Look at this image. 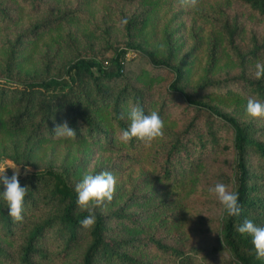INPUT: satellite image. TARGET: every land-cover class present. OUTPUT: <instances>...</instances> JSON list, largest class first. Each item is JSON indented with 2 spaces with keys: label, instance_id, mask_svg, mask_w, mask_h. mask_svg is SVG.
<instances>
[{
  "label": "trees",
  "instance_id": "16d2710c",
  "mask_svg": "<svg viewBox=\"0 0 264 264\" xmlns=\"http://www.w3.org/2000/svg\"><path fill=\"white\" fill-rule=\"evenodd\" d=\"M12 1L0 2L1 24L15 20L18 6L37 11L51 4L45 0ZM237 1L264 16V0ZM78 12L58 8L53 15L38 17L5 44L0 58V161L5 156L16 164H32L40 145L51 143L56 137L55 127L67 121L76 131L73 139L77 143L99 144L114 154V162L87 172H117L121 164L137 163L152 167L156 180L147 178L145 191L130 193L114 209L113 203L95 208L94 226L84 229L80 222L89 213L78 209L75 192V185L84 173L79 164L81 159L59 170L48 167L20 175V185L28 190L22 221L13 222L0 197V237L7 244L18 245V264H38L35 259L43 263L60 261L79 244L81 250L74 251V264H162L145 258L146 255L162 259L163 264H264V260L256 259L251 238L236 231L244 219L264 227V126L240 120L210 99L211 93L236 82L244 89L242 93L264 102V77L255 79V69L249 73L251 68L246 64L256 61L258 53L264 50V38L262 41L254 38L247 50L242 51L236 45L239 30L236 19L225 20L222 24L225 46L238 70L224 78H205L192 90L186 87L185 71L173 65L170 57H157L130 35L123 46L112 47L111 56L77 53L64 59L55 74L51 71V57L44 54L40 57L41 73L34 74L31 64L27 68L34 56L22 55L27 42L37 41L42 34L63 26ZM127 20L124 26L130 34L137 19ZM129 51L142 59L140 71L133 75L138 81L135 86L127 77ZM216 60L213 53L211 61ZM258 62L264 63V59ZM224 96L232 99L236 94L227 90ZM130 101L145 114L158 112L165 125L172 124V129L164 128L168 134L150 147L135 138L128 144L121 143L119 137L130 123ZM201 111L206 113H202L203 124L198 121ZM173 116L181 118V123ZM223 128L226 134L222 133ZM4 136L8 138L6 143ZM227 148L232 154L228 166L220 170L214 164L217 182L203 181L204 161L220 152L224 155ZM99 169L102 170L97 172ZM200 182L204 187L198 196ZM217 183H224L239 194L241 214L228 217L221 207L212 227L209 224L212 221L201 215L205 202L201 196ZM3 191L0 182V193ZM190 219L202 220V225H188L181 230ZM167 231H178L173 233L180 235L178 238L188 235L196 241L181 246L166 235L170 241L167 242L159 237ZM49 242L55 246L53 253L44 248ZM12 256L0 243V259L10 260Z\"/></svg>",
  "mask_w": 264,
  "mask_h": 264
},
{
  "label": "rangeland",
  "instance_id": "374dc122",
  "mask_svg": "<svg viewBox=\"0 0 264 264\" xmlns=\"http://www.w3.org/2000/svg\"><path fill=\"white\" fill-rule=\"evenodd\" d=\"M13 3L12 0H0ZM51 3L45 8L37 11H31L29 8L18 6L14 15L15 20L10 24L0 23V58L3 55L4 46L11 41L16 34L21 33L29 27L38 17H45L56 13L58 8H67L78 10V14L73 18L67 19L65 24L59 28L49 30L42 34L37 41H28L23 52V56H34L33 60L27 65L34 70V74L41 73L42 61L40 57L44 54L50 56L51 71L57 73L58 67L64 59L73 58L77 53L84 55H101L109 57L113 54L112 47L123 46L130 35L132 40L140 43L147 50L154 51L157 57H170L173 65H179L185 72V84L188 90H192L199 82L205 78H224L236 74L238 65L233 60V55L226 49L222 32V24L225 20L232 21L236 19L239 26L236 36V45L242 50H247L252 40L256 38L262 41L264 38V16L258 15L250 10L245 4L237 0H198L195 9H186L180 6L179 0H133L125 2L124 0H45ZM54 11L51 13L50 11ZM129 17L137 19L134 27L127 34L125 26L121 23L123 19ZM145 19V20H143ZM256 36V37H254ZM168 39V42L166 41ZM214 53L216 61H211V55ZM37 56L35 57V55ZM129 72L127 75L129 83L137 85L134 74L140 71L142 59L132 51L127 52ZM264 59V50L257 55L256 61H247L249 73L255 69V64ZM169 75V74H168ZM168 75H165L168 76ZM170 76V75H169ZM170 78V79H169ZM171 80L173 76L169 77ZM165 84L168 83V80ZM227 90L233 91L235 97L229 99L224 96ZM240 83H227V86L213 92L210 95L211 102L220 109L230 112L240 120H251L257 126H264V118L253 119L246 114L247 100L252 98L247 92H243ZM249 95V96H248ZM201 111L198 117L199 124L205 122ZM172 119L181 123L182 119L173 116ZM166 130L172 129V124L165 125ZM222 133H227L226 128ZM168 132H164V136ZM3 142L6 143L8 138L4 136ZM11 138H9L10 140ZM20 145H22L20 143ZM229 146V144H227ZM226 146V147H227ZM225 147V148H226ZM224 148V149H225ZM223 149V150H224ZM222 150V151H223ZM221 153V152H220ZM218 154L209 160L204 161L202 180L206 182H217L218 176L215 169V163L219 169H225L228 162L231 161L232 154L230 150L223 151L224 155ZM228 153V155H225ZM0 163H14L10 158L3 157ZM79 159L81 162L79 163ZM114 162V154L99 144L80 145L73 138L55 137L51 143H43L35 154L32 164H16L19 170V176L27 173L45 170L48 167L56 169L62 166L79 163L85 172L107 163ZM110 169V168H107ZM150 169V171H149ZM99 169L97 172L101 171ZM15 169L8 168L6 172L13 175ZM115 171H110L117 180L116 196L112 200V209L117 207L132 192L138 193L145 191L146 179L155 181L152 167L140 166L137 163L121 164ZM81 176V177H82ZM148 187H151L150 185ZM203 184L200 182L198 196L203 193ZM205 202L201 215L205 216L209 223L214 227L217 223L216 218L220 214L221 205L218 200L210 193L201 196ZM193 211V205L190 206ZM39 212L34 213L35 218ZM193 218V217H191ZM202 220L190 219L184 222L183 230L186 226L199 227ZM215 229V228H214ZM214 229L211 232H214ZM178 231L163 232L159 234L161 239L170 242L166 235H170L172 241L185 246L188 242L196 241L192 236L185 235L183 239L178 238L180 235L173 234ZM0 243L13 255L10 260L0 259V264H18L16 257L18 255V245L15 243L7 244L0 237ZM45 250L53 253L55 246L52 243L45 245ZM81 250L80 244L68 253L63 260H50L45 263L35 259L38 264H74V251ZM153 261L164 263L156 256L146 255Z\"/></svg>",
  "mask_w": 264,
  "mask_h": 264
},
{
  "label": "clouds",
  "instance_id": "9594fccd",
  "mask_svg": "<svg viewBox=\"0 0 264 264\" xmlns=\"http://www.w3.org/2000/svg\"><path fill=\"white\" fill-rule=\"evenodd\" d=\"M181 7L186 9H195L198 0H179ZM123 25L128 23L127 19L121 21ZM255 79L259 80L264 77V63L257 62L255 64ZM246 114L253 118H264V102L254 98H249L246 105ZM128 119L130 121L126 130H123L119 140L123 144H128L133 138L142 142L146 147H150L152 143L163 138L165 123L161 119L158 112L153 111L145 114L144 110L136 104L129 102ZM57 138L72 139L76 136V131L69 127L67 121L58 124L55 129ZM15 171L11 177L5 172L8 168ZM19 170L16 164L0 163V182L4 185V191L0 193L3 201L9 209V216L13 222L23 220L24 200L27 195V189L19 183ZM116 177L108 171H102L97 174L86 172L82 179L75 185L77 194L76 204L80 211L89 213L80 223L84 229H90L95 224V208H103L106 204L112 202L116 190ZM223 208L224 213L228 217H237L241 214V205L239 203V194L230 191L229 187L224 183H217L214 187L208 189ZM236 231L242 236L251 238L255 257L258 260H264V227L257 226L251 219H244L237 226Z\"/></svg>",
  "mask_w": 264,
  "mask_h": 264
}]
</instances>
